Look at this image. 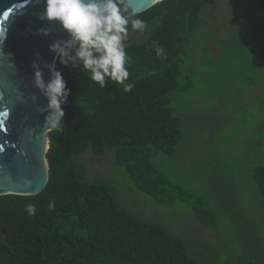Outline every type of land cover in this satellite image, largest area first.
Segmentation results:
<instances>
[{"label": "trees", "instance_id": "1", "mask_svg": "<svg viewBox=\"0 0 264 264\" xmlns=\"http://www.w3.org/2000/svg\"><path fill=\"white\" fill-rule=\"evenodd\" d=\"M216 0H161L132 14L146 23L139 39L126 42L130 73L123 83L94 82L82 66H64L70 90L62 129L48 132L49 179L34 195L0 196V264H196L181 237L162 226L133 216L116 198L111 185L91 179L80 159L112 152V165L121 166L141 192L156 202L189 204L201 222L214 220L204 197L174 183L158 170L152 156H172L182 138V117L170 105L179 84L180 53L199 26L206 7ZM155 42V43H153ZM164 48L157 56L156 46ZM134 85L130 92L126 84ZM249 177L258 189L264 211V165L252 166ZM220 199L232 196L221 182L213 183ZM55 201V209L48 204ZM36 207L29 215L25 205ZM228 264V263H223ZM233 264H257L239 261Z\"/></svg>", "mask_w": 264, "mask_h": 264}, {"label": "rangeland", "instance_id": "2", "mask_svg": "<svg viewBox=\"0 0 264 264\" xmlns=\"http://www.w3.org/2000/svg\"><path fill=\"white\" fill-rule=\"evenodd\" d=\"M143 33L127 36L124 43ZM180 53L179 84L171 95L182 117L172 156L156 153L155 167L174 183L204 197L214 220L201 222L191 206L156 202L138 190L113 153L80 157L91 179L105 181L133 216L181 237L196 264H264V211L252 166L264 165V0H216ZM232 196L220 199L213 183Z\"/></svg>", "mask_w": 264, "mask_h": 264}, {"label": "water", "instance_id": "3", "mask_svg": "<svg viewBox=\"0 0 264 264\" xmlns=\"http://www.w3.org/2000/svg\"><path fill=\"white\" fill-rule=\"evenodd\" d=\"M159 1L117 3L126 9L122 14L132 15ZM44 7V0H0V124L8 126L7 133L0 132V196L34 195L46 186L48 132L62 129L61 125L47 126L48 113L41 111L47 100L33 82V63L48 81L50 66L55 65L58 57L50 45L69 39L58 22L43 18ZM42 29H47L48 34Z\"/></svg>", "mask_w": 264, "mask_h": 264}, {"label": "clouds", "instance_id": "4", "mask_svg": "<svg viewBox=\"0 0 264 264\" xmlns=\"http://www.w3.org/2000/svg\"><path fill=\"white\" fill-rule=\"evenodd\" d=\"M44 5L43 18L58 22L69 37L50 45V50L57 53L62 65L82 66L101 87L109 79L121 84L128 79L129 57L124 43L128 26L133 31H143L145 21L135 15L122 14L126 9H122L117 0H44ZM41 31L48 34L47 29ZM164 51L162 46L155 47L157 56H163ZM32 67L34 85L47 100L41 109L48 113L45 116L46 124L58 128L64 116L61 105L67 101L70 90L54 64L50 66L51 78L48 81L43 79L42 71L35 62ZM133 87L128 83L124 91L130 92ZM25 208L29 215L36 212L33 204H27ZM48 208L54 210L55 201H50Z\"/></svg>", "mask_w": 264, "mask_h": 264}, {"label": "snow or ice", "instance_id": "5", "mask_svg": "<svg viewBox=\"0 0 264 264\" xmlns=\"http://www.w3.org/2000/svg\"><path fill=\"white\" fill-rule=\"evenodd\" d=\"M8 11L11 12L12 9H9ZM7 15H8V12H5V13H4V16L7 17ZM7 131H8V126H7V124H6V123L0 124V132L7 133Z\"/></svg>", "mask_w": 264, "mask_h": 264}]
</instances>
